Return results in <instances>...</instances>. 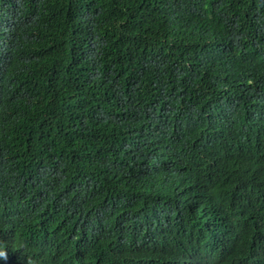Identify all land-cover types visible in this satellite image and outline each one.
Masks as SVG:
<instances>
[{"label":"trees","instance_id":"1","mask_svg":"<svg viewBox=\"0 0 264 264\" xmlns=\"http://www.w3.org/2000/svg\"><path fill=\"white\" fill-rule=\"evenodd\" d=\"M0 264H264V0H0Z\"/></svg>","mask_w":264,"mask_h":264}]
</instances>
